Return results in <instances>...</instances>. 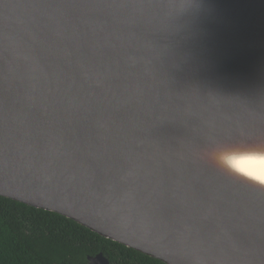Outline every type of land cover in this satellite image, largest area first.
I'll return each mask as SVG.
<instances>
[{
	"label": "water",
	"instance_id": "water-1",
	"mask_svg": "<svg viewBox=\"0 0 264 264\" xmlns=\"http://www.w3.org/2000/svg\"><path fill=\"white\" fill-rule=\"evenodd\" d=\"M258 144L264 0H0V197L163 264H264V186L209 159Z\"/></svg>",
	"mask_w": 264,
	"mask_h": 264
},
{
	"label": "trees",
	"instance_id": "trees-1",
	"mask_svg": "<svg viewBox=\"0 0 264 264\" xmlns=\"http://www.w3.org/2000/svg\"><path fill=\"white\" fill-rule=\"evenodd\" d=\"M99 253L110 264H163L56 213L0 197V264H87Z\"/></svg>",
	"mask_w": 264,
	"mask_h": 264
},
{
	"label": "clouds",
	"instance_id": "clouds-1",
	"mask_svg": "<svg viewBox=\"0 0 264 264\" xmlns=\"http://www.w3.org/2000/svg\"><path fill=\"white\" fill-rule=\"evenodd\" d=\"M209 159L229 175L264 186V144L217 145Z\"/></svg>",
	"mask_w": 264,
	"mask_h": 264
}]
</instances>
